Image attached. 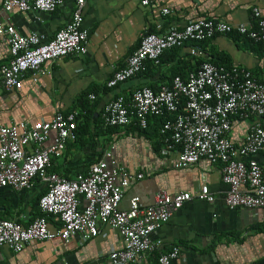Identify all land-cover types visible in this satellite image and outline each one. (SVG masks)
I'll use <instances>...</instances> for the list:
<instances>
[{
  "label": "built area",
  "instance_id": "1",
  "mask_svg": "<svg viewBox=\"0 0 264 264\" xmlns=\"http://www.w3.org/2000/svg\"><path fill=\"white\" fill-rule=\"evenodd\" d=\"M65 1L2 0L0 13L30 12L39 20V14L52 13ZM70 1L69 19L50 38L38 31L22 34L0 16V39L9 53L7 62L0 65L2 93L19 89L25 77L35 82L48 73L47 67L57 58L85 53V0ZM140 2L146 4L147 0ZM161 11L169 12L166 8ZM250 17L247 24L201 18L178 27L141 33L136 47L122 66L112 71L104 88H113L135 76L144 70L146 61L157 64L163 51L171 48L189 44V55L201 60L185 77L175 75L156 90L138 86L127 98L117 94L97 111L100 125L116 127L135 123L143 128L151 116L170 115L161 123L159 132L167 133L163 144L166 151L174 154L172 166L184 168L200 159L218 164L220 180L226 185L223 200L228 209H264V159L254 158H264V125L258 121L264 115V81L240 65L225 67L209 62L196 44L234 32L258 43L264 53V14L253 7ZM94 98L92 93L87 95L89 101ZM83 113L78 109L56 110L45 121L20 120L0 125V189H28L34 180L43 186L37 200L39 215L26 225L0 219V248L18 252L31 241L66 242L71 237L83 241L97 234L98 225H107L118 232L121 242L119 249L107 251L109 263L143 262L154 249L150 234L183 203L193 197L206 199L207 185L201 184L193 194L158 190L146 206L132 196L127 208L121 209L119 201L124 189L142 175L118 167L110 151L104 150L85 171L75 172L71 178L49 171L51 159L60 157L65 144L74 139L73 131ZM252 117L255 120L247 125L240 143L233 144L229 137L232 120ZM48 216L56 220V227H49ZM178 253L173 246L156 257V264H171Z\"/></svg>",
  "mask_w": 264,
  "mask_h": 264
},
{
  "label": "crops",
  "instance_id": "2",
  "mask_svg": "<svg viewBox=\"0 0 264 264\" xmlns=\"http://www.w3.org/2000/svg\"><path fill=\"white\" fill-rule=\"evenodd\" d=\"M140 1L85 0L82 19L88 35L85 53L55 59L47 67L48 73L35 82L23 78L19 89L3 94L0 89V125L48 120L56 110L78 108L90 93L95 96L89 101L94 104L93 118L102 104L117 94L129 95L141 85L163 84L165 77L161 73L167 75L171 65L185 66L183 61L191 56L189 44L180 47L177 58L171 61L170 54H164V63L148 76H134L113 88H104L106 79L122 66L143 32H158L201 18L247 24L253 7L264 14V0H147L146 4ZM162 8L169 12L163 14ZM71 11L72 2L66 0L52 13L39 14V20L30 12L16 10L1 12L0 16L22 34L38 31L50 38L67 22ZM199 45L206 59H224L229 66L240 65L264 81V54L257 45L228 35H216ZM8 58L7 45L0 39V65ZM253 120V117L232 120L229 137L233 144L240 143ZM258 121L264 125V115ZM135 125L102 130L96 122L94 125L90 122L89 136L84 135L87 140L78 144L67 142L61 156L52 161L54 172L71 178L75 172L85 171L104 150L110 151L118 167L142 175L124 189L119 201L121 209L127 208V200L132 196L146 206L158 190L193 194L201 184L207 185V198L193 197L183 203L150 234L154 246L151 254L143 262L128 264H154L156 255L173 246L179 253L171 264H264V209H228L223 200L226 185L220 180L218 164L200 159L187 167L174 168V154L165 150L156 119L149 118L144 129ZM254 158L264 159L261 155ZM41 189L43 186L35 180L28 189H0V215L6 216L2 219L26 225L37 215L32 201ZM47 220L50 228L56 227L53 217L48 216ZM120 247L118 232L107 225H98L97 234L83 241L77 237L66 242L31 241L18 252L1 247L0 264H110L107 251Z\"/></svg>",
  "mask_w": 264,
  "mask_h": 264
},
{
  "label": "trees",
  "instance_id": "3",
  "mask_svg": "<svg viewBox=\"0 0 264 264\" xmlns=\"http://www.w3.org/2000/svg\"><path fill=\"white\" fill-rule=\"evenodd\" d=\"M216 20V19H214ZM148 32H153L151 30H148ZM228 36L230 37H233L234 39H240L242 42L244 43H251V44H255L258 46V48H260V45L258 43H255L247 38H244V37H241L239 36L238 34L232 32L230 33ZM205 41H202V42H199L196 44V46H198L200 48V45L201 43H203ZM192 45V44H191ZM136 47V46H135ZM261 49V48H260ZM177 50H179L178 47H175V48H171V49H168V50H165L163 51V53L159 56L158 58V63L157 64H153L152 62L150 61H146L145 62V65H144V70H142L141 72L137 73L135 76H142V77H146L148 76V74H151L152 71H156L158 67L161 66V64L164 63V60H163V56L164 54L166 53H169L170 56H169V61L173 60L174 58H177L176 55H177ZM263 53V52H262ZM264 54V53H263ZM190 56V55H189ZM189 59V60H187ZM192 59V61H191ZM201 59L200 58H195L194 56H190L187 57L184 61H183V64L185 66H181V67H178V66H173L171 65L169 67V69L167 70L168 71V74L166 75L165 73H161V75L163 77H165L164 79V83L163 84H168L170 79L175 76V75H179L180 77H185V75L189 72V71H192L194 70V68L196 67V65L198 64V62L200 61ZM191 61V62H190ZM209 62L215 64V65H223L225 67H229V65L224 61V59H219V60H214V59H208ZM134 77V76H133ZM132 78V77H131ZM130 79V78H129ZM147 86H149L150 88H152L153 90H156V88L158 87L157 85H154V84H147ZM124 97L127 98L128 95H123ZM86 99H87V95H86ZM93 108H94V104L91 103L89 104V100H85V101H81L80 105L78 108H74V109H78V110H81V111H84L83 115H82V119L81 121H78L76 123V127L73 131L74 133V139L72 141H69L71 144H75L78 142L81 143L82 141H86L87 140V137L84 139V135H88L89 136V123L91 122L93 125L94 123L96 122L97 126L103 130V128L105 129H111V128H116V126H102L98 123V117H93ZM72 110V109H71ZM69 111V110H68ZM65 112V111H63ZM149 118H153V119H156L157 123H158V128H157V132L160 134V139H163V136H165L167 133H164V134H161L159 132L160 130V127H161V123L166 119V118H170V115L168 114H164V115H160V116H151ZM148 118V119H149ZM147 119V120H148ZM147 125V123H146ZM137 126V128L139 129V126L138 125H135ZM94 127V126H93ZM146 127V126H145ZM143 127V129L145 128ZM54 160L51 159V165L49 167V171H53L54 172V168H53V165H52V161ZM37 182V180H35ZM43 193V190L41 189L37 195L35 196V198L33 199L32 201V207L36 209L37 211V215H39V211L37 209V200L39 198V196ZM2 218H6V216L3 214V215H0V219ZM156 257L157 255L155 256V261H154V264H156Z\"/></svg>",
  "mask_w": 264,
  "mask_h": 264
},
{
  "label": "water",
  "instance_id": "4",
  "mask_svg": "<svg viewBox=\"0 0 264 264\" xmlns=\"http://www.w3.org/2000/svg\"><path fill=\"white\" fill-rule=\"evenodd\" d=\"M3 94V93H2Z\"/></svg>",
  "mask_w": 264,
  "mask_h": 264
}]
</instances>
